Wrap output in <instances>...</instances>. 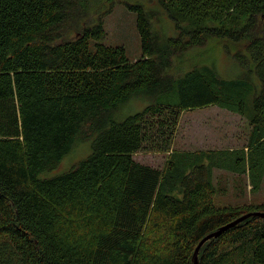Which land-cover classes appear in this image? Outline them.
<instances>
[{"label":"trees","instance_id":"obj_1","mask_svg":"<svg viewBox=\"0 0 264 264\" xmlns=\"http://www.w3.org/2000/svg\"><path fill=\"white\" fill-rule=\"evenodd\" d=\"M84 1L0 0V264H194L204 238L245 216L198 264H264V204L218 205L215 174H248L255 192L264 183V0H161L179 31L166 40L131 7L136 61L101 43ZM209 39L244 47L234 58L251 76L171 73ZM137 94L154 103L118 121ZM208 106L244 116L248 145L175 152L183 112ZM88 139L86 159L47 175ZM140 151L168 153L164 168L137 162Z\"/></svg>","mask_w":264,"mask_h":264},{"label":"rangeland","instance_id":"obj_2","mask_svg":"<svg viewBox=\"0 0 264 264\" xmlns=\"http://www.w3.org/2000/svg\"><path fill=\"white\" fill-rule=\"evenodd\" d=\"M84 3L88 7L87 14L84 13V16L88 15L90 18V25H88H98L101 22L103 24L106 36L101 43L123 47L130 61L139 60L143 55L137 27L138 14L131 7L139 6L147 14L152 35L161 40L179 36L177 25L169 17L161 0H85ZM225 44L230 43L209 39L204 46L186 51L181 56V61L174 63L171 73L187 71L194 66L209 65L213 66L217 74L225 79L250 77L251 75L246 74L245 66L235 59V54L243 53L244 47H237L238 50L233 52ZM245 64L247 61H244ZM153 101V98L143 94L134 95L120 106L116 112V119L123 121L143 111L153 104ZM250 133V123L244 116L218 106H208L183 112L172 149L175 152L242 149L248 145ZM91 141L88 139L77 142L73 151L47 175L64 173L86 159L91 153ZM168 155L166 152L140 151L134 155V159L139 163L163 169ZM215 174L218 205L264 204V183L261 189L255 192L251 191L248 174H234L225 170H216Z\"/></svg>","mask_w":264,"mask_h":264},{"label":"water","instance_id":"obj_3","mask_svg":"<svg viewBox=\"0 0 264 264\" xmlns=\"http://www.w3.org/2000/svg\"><path fill=\"white\" fill-rule=\"evenodd\" d=\"M245 218H246V216L243 217V218H241V219H238L237 221H235V222H233V223H231V224H229V225L223 227V228L220 229L219 231H217V232H215V233H213V234L207 236L206 238H204V239L201 241V243L197 246V248H196V250H195V252H194V256H193L194 264H198V255H199V252H200L202 246H203L207 241H209V240L212 239V238L218 237V235H220L222 232H224V231H226L227 229H229V228L235 226L238 222L243 221V219H245Z\"/></svg>","mask_w":264,"mask_h":264}]
</instances>
